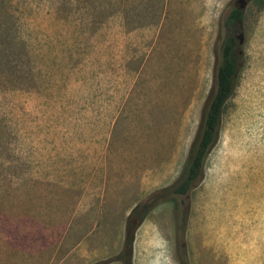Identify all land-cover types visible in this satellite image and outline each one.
I'll use <instances>...</instances> for the list:
<instances>
[{"label": "rangeland", "instance_id": "obj_1", "mask_svg": "<svg viewBox=\"0 0 264 264\" xmlns=\"http://www.w3.org/2000/svg\"><path fill=\"white\" fill-rule=\"evenodd\" d=\"M0 264H264V0H0Z\"/></svg>", "mask_w": 264, "mask_h": 264}, {"label": "trees", "instance_id": "obj_2", "mask_svg": "<svg viewBox=\"0 0 264 264\" xmlns=\"http://www.w3.org/2000/svg\"><path fill=\"white\" fill-rule=\"evenodd\" d=\"M240 20L241 12L239 10H233L228 16L227 23L234 24ZM236 61V42L230 35L225 39L222 45L221 62L215 76L216 88L205 114L204 127L199 142L184 178L173 190L175 194L182 196L186 195L193 185L201 178L204 160L208 150L215 141L223 108L233 92L234 79L237 73ZM134 212L135 209L131 214ZM127 232L129 234V240H131L132 231L127 228Z\"/></svg>", "mask_w": 264, "mask_h": 264}, {"label": "crops", "instance_id": "obj_3", "mask_svg": "<svg viewBox=\"0 0 264 264\" xmlns=\"http://www.w3.org/2000/svg\"><path fill=\"white\" fill-rule=\"evenodd\" d=\"M53 228H55L56 232H58V231L60 232V237L62 234H64V232L61 230V228H59V227H53ZM56 228H58V229H56ZM63 228H65V227H63ZM51 240H52V237L48 239V242H46L44 246H47L49 243H51Z\"/></svg>", "mask_w": 264, "mask_h": 264}, {"label": "water", "instance_id": "obj_4", "mask_svg": "<svg viewBox=\"0 0 264 264\" xmlns=\"http://www.w3.org/2000/svg\"><path fill=\"white\" fill-rule=\"evenodd\" d=\"M240 3H242V1H240ZM236 38L238 39V44L242 45V43H243V34L240 33L238 36H236Z\"/></svg>", "mask_w": 264, "mask_h": 264}]
</instances>
